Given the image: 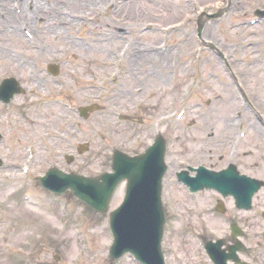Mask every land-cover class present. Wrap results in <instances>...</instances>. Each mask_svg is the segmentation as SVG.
I'll return each instance as SVG.
<instances>
[{
  "label": "rangeland",
  "instance_id": "374dc122",
  "mask_svg": "<svg viewBox=\"0 0 264 264\" xmlns=\"http://www.w3.org/2000/svg\"><path fill=\"white\" fill-rule=\"evenodd\" d=\"M145 1H147L146 3L149 2V0ZM0 2L2 3V0ZM23 2L21 0V5H23L20 13L23 11L25 15L23 13L15 15L11 18L10 23L17 26L23 23L21 27L28 30L32 28L33 21L27 20L26 13H32L33 9H31L32 4L30 5L29 1L23 0ZM40 2L38 9H40V12L46 18L55 17L51 9V6L55 5L54 9H58L57 11L67 10L66 13L70 15L65 17L72 20L70 23L63 24L62 28L64 30L59 34L49 35L43 32L41 37L45 48L44 51L47 50L49 53L45 52L39 58L38 52L41 49L39 47L35 49L34 43L32 41L28 43L23 37L24 35L20 39L16 37L17 33L14 31L9 33V38L6 39L5 30L3 33H0V52L13 50L17 53V58L11 59L12 63H10V59L0 61V72H4L3 74L6 77L12 76L17 79L21 83L22 88H25L27 92L22 95L30 93L31 95L28 94V96L36 104L35 107L30 108L29 101L27 103L24 102L21 107L25 108V110L20 115L16 106L22 98L21 95L20 98L17 96V102H13L11 105L17 111L16 115L11 112L6 113L7 110H2V112L0 110V252L4 255L9 254L10 257L8 261L2 260V258L3 263L138 264L128 258V255L122 256L119 260L115 261H111L107 255L111 241L107 221L109 219V211L113 210L117 205L116 201H112L108 210L101 214L96 212L94 208L87 207L77 199H74V196L67 197L66 200L71 206L68 216L61 214L57 208H51L48 216H45L44 213H41V210L33 207L37 205L34 203L36 198H33V193L41 192L36 185H26L23 188L26 193L30 194L33 201H26L25 204H22L20 202H23V199L18 197L22 190L14 188L13 182L10 180L11 178L9 179L8 177L11 174L14 178L18 176L21 179L23 178V180L31 179L30 177H36L46 167L55 164L86 176H99L103 170L108 169L106 159L109 158L111 149L118 148L126 153H132L133 150L137 152L135 145L131 148L132 143L135 141L138 144L145 145V139L149 140L151 135L156 134V128L152 126L154 123L151 121L152 117L156 115L161 118L169 111L168 107L173 109L170 115L175 119H180L184 113L177 117L175 115L177 110H188V107L192 108L194 105L201 103L196 109H201L203 105L202 110L206 111V114L204 117H197L198 120H202L201 124H199L204 128L207 127L206 133L201 130L200 132L197 130L193 132L192 139L200 138V144L197 147L191 142L192 139L188 140L183 137L174 140L172 151L166 155L171 169L181 159L189 158L193 161L196 158V154L206 156L215 169L223 167L227 161L228 142L232 135L230 131L232 129L230 128L237 125L238 121H246L250 132L244 139L243 148L239 150L237 163L241 164L246 171L259 175L264 180V136L258 134V129L263 128L258 125L254 118H249L252 113L242 104L241 98L234 96L231 91L233 90L231 81L223 72V69L220 68L218 59L216 58L217 61L215 60L216 56L214 54L206 55L207 51L205 50L198 54V46H195V39L193 37L197 27L194 23L195 21L185 26V28L191 30L192 35L189 37L190 40L183 36V29L180 32L173 33L169 38L170 43L167 41V45L163 44V48L166 49L165 52L160 50L161 41L163 40L160 37L161 29L146 30L141 33L142 26L145 25V22H149V18H151L150 24L152 26H156L158 23L162 29L168 25H177L185 19V16L189 17V14L193 10V4H196L200 17L202 15L205 16L202 22L201 38L211 41L215 46L229 52L235 50V43L240 42L241 39L247 41L248 34L253 32L249 29V31L242 30L241 27L231 28L228 31L226 26L231 25L232 21H238L234 24L238 25L240 24L239 21L250 18L254 7L261 4L260 2L264 3V0H239V2L236 1L234 3L231 9L224 10H218L220 0H201V2L200 0H153L156 3L154 6L155 12L159 14L157 16L159 19L156 18L157 20L152 19V15L148 10L149 8L145 9V3L144 6L136 9L137 7L134 5L135 0L131 3L133 7L130 6L132 8V10L130 9L131 19L125 13L121 14L120 11L117 12L118 10L116 13L104 10V6L102 7V5L105 0H101L98 2L99 4L91 8L83 5V0H77V2L76 0H40ZM172 3H176L177 10L170 8L173 5ZM162 5L165 7V14H162ZM1 9L3 8L1 7ZM148 11L150 14L147 13ZM219 11L222 12L213 16L215 12L219 13ZM51 12L52 15H49ZM2 16L3 12L0 11V22H5L7 15L4 13V17ZM56 17L59 18L57 15ZM214 17L218 19L217 23L212 21ZM76 24L82 28L81 37H76L77 32L74 31ZM206 26L209 30H207ZM121 30L123 32H120ZM258 33L259 37L256 39L259 41V44L256 49L261 45L260 43H264V32L261 29L258 30ZM106 39L108 41H105ZM54 41H57V43ZM85 42L97 45L102 44L105 48V58L103 59L101 51L93 57L90 56L92 53L95 54V48L88 47ZM48 44L51 46H48ZM67 45L71 46L69 47L70 51L67 53L69 62L64 65L60 62L62 53L66 54ZM81 46L83 50L80 48ZM48 47L50 48L48 49ZM84 50L86 53H90L89 56L80 55V53H84ZM119 51L124 52L126 60L120 57L122 55ZM257 53H246L245 63L235 64V68L243 73L245 71L249 73V76H245L247 97L254 99V101L257 99L258 108L264 115V62L252 64L247 62L253 59V56L257 55ZM161 54L163 55L161 56ZM130 56H137L142 63L139 64L133 61ZM151 56H155L161 60H168L167 68L163 71L160 79L151 76L153 73L147 66V62H149ZM191 57V60H193L192 67L190 66ZM119 60L125 62L122 67L124 71L120 72L119 76L122 77V96L113 97L109 92L105 93L104 96L106 98L109 96V99H111L110 104L115 109H123L124 113L128 112L130 116L129 120H124V123L119 124V126H116L113 120L114 126L104 123L101 127V123H103L102 115L98 111L99 108L94 109L92 112H89L84 127L78 131L76 141H74V143L76 142L81 145L84 150L81 152L75 149L72 150L70 148L71 144L69 145V142L62 136L63 132H69V138H72L71 135L74 134L72 132L74 127L70 125V122L60 118L63 113L68 114L67 109L63 108L61 104L60 106L52 105L49 107L46 104H51L52 101H48L47 99L61 95L69 98L75 105L95 102L100 104L94 100L99 88L98 80L104 75H109L111 68H115L116 66L115 62ZM119 63L121 64L122 62ZM49 64H57L62 75H59L57 78L47 74L44 67ZM173 64L176 65L174 66V71L171 72ZM211 70L220 72L219 77L215 76L216 78H212L210 82H204L199 87L190 85L189 77H192L191 75L196 77L199 72L206 73ZM66 72H68L67 76H65ZM70 75L76 78V84L83 85L85 83L87 86L78 91L77 86H74L71 82ZM119 77L117 75L118 79ZM144 77L147 79H144ZM168 77H170L169 86L158 84L159 82L166 83ZM59 79L60 81L65 79V82H68L63 92H57V81ZM148 79H150V83ZM111 80L108 79L109 82ZM137 87L142 89L137 95L133 96L137 100L138 105L142 103L139 114L136 113V108H132L135 105L130 100V94L133 95V91ZM33 89H36V91ZM44 90L47 91L45 92ZM103 103L106 104L105 102ZM149 103L152 105H149ZM143 110L145 114H143ZM188 114L189 112L186 111L183 118L185 119ZM136 116H141L143 120L148 118L151 120L146 122L132 118ZM130 122L132 123L131 125ZM97 123V131L96 129L93 130L96 133L91 141L92 137L87 134V128H95V124ZM159 126L162 128L161 133L165 135L166 129L164 126L166 124L160 123ZM226 129H229L227 133L225 132ZM103 133L109 134V136L107 135V140H102L101 136ZM124 133V138L120 141L111 137V135L121 136ZM28 144L37 152V159H39L35 161L37 172H34L30 177L27 174L22 176V174L17 173L21 171V165L24 161ZM95 146H101V148L94 153ZM48 150H51V152ZM68 150L74 156L78 154L79 162L76 166V162L68 164L64 160L63 153ZM92 153H94L95 157L98 155L97 159L99 161L97 162L99 165L94 162ZM18 183L20 181L16 182V184ZM175 191L181 194L178 188L173 190V192ZM8 192H10V197H6ZM260 193L262 194L263 191ZM181 203H185L184 197ZM226 207L228 208V205L224 202V208ZM259 209L260 207L257 209L256 205H252V211L246 212L244 218L246 217L249 220L250 215L257 214V211H260ZM204 212L205 215H203ZM197 213L203 217L201 226H204L205 229L208 227L209 221H214L215 223L218 221V226L213 230L216 236H222L221 230L224 229L223 219H217L216 215L213 216L207 213L205 207L198 210ZM234 213L237 214L233 210L227 212V214H223V216L231 217V214ZM186 219L183 217L181 222L178 225L176 224L177 226L175 225V230L171 233L170 237L174 241L179 238H186L187 243L188 230L184 224ZM247 226L248 233L245 232L240 238L241 241L244 238L245 249L250 250L249 252L246 251L245 258L247 260L261 259L264 262V243H261L259 238L256 239L257 243H254L250 238V235H253L251 225L247 224ZM263 226L264 223H259L257 226L258 230L260 231ZM79 229L84 230L89 235L88 239L90 238L91 241L90 250L83 243L82 237L78 232L80 231ZM202 232L204 235H209L203 228ZM92 235L93 237H91ZM88 239L86 237V243H88ZM166 255L168 264L173 263L174 252L171 258L172 261L168 252ZM199 261L202 263V260L199 259Z\"/></svg>",
  "mask_w": 264,
  "mask_h": 264
},
{
  "label": "bare ground",
  "instance_id": "6f19581e",
  "mask_svg": "<svg viewBox=\"0 0 264 264\" xmlns=\"http://www.w3.org/2000/svg\"><path fill=\"white\" fill-rule=\"evenodd\" d=\"M27 1H29L30 5L32 4V7H33L32 13H28V12L26 13L27 20L33 21L32 28H34V30H35V31H30L31 37H29L28 39H31L30 41H32L34 43V45H36L37 47H39L41 49V51L38 52L40 55L39 58H41L45 52L49 53V51H47V50L44 51L45 48L43 46L42 37H40L39 33L36 32L37 24L41 23V26H42L45 33H47L49 35H55V34H59L60 32H63V30H64V28H62L63 24L70 23V21H72V20L68 17H65V16H60L59 18H57L55 13H54L55 17L53 18L54 22H52V23H56V26L53 27L52 23L50 21L51 19L46 18V16H44L43 13L40 12V9H38L39 8L38 6H40V3H41L40 0H27ZM61 1H65V0H61ZM100 1L101 0H83L82 4L87 6L88 8H91V7L95 6L96 4H99L98 2H100ZM5 2L8 3V0H6ZM67 2H69V1H67ZM76 2H77V0H76ZM132 2H133V0H105V2H103L102 7L104 6L103 7L104 10H107V11L110 10L111 13H116V11L118 10L117 12L120 11L121 14L125 13V14H127V17L129 19H131L130 18V12H131L130 9L132 10V8H130V6H131ZM200 2H201V0H200ZM23 4H24V2H23ZM155 4L156 3L153 1L151 3L145 2V5H146L145 9L147 10L149 8L148 10L150 11V13L152 15V19L157 20L156 18H158L157 16H159V14H156V12H155V9H154ZM172 4L173 5L170 6V8L177 10L176 9V3H172ZM134 5L137 7L136 9H139L140 7L144 6V1L135 0ZM131 7H133V5ZM182 7H184V6H182ZM21 8H22V6H21ZM47 9H49V8L47 7ZM162 9H163L162 14H165L164 13L165 7L163 5H162ZM6 10L8 12H10L11 15L13 14V11L10 7V4L7 5ZM63 11L67 12V10H63ZM21 13H23V11ZM23 14L25 15V13H23ZM27 20H26V22H28ZM42 20H44V21L39 22ZM137 20H135V21H137ZM200 20H202V18ZM0 24L2 26L6 27L5 28L6 29L5 32H6V36H7L6 39L9 38V33L14 32L15 30H17L16 31V33H17L16 37H18L20 39L22 38L23 34H21L19 32L21 29V26L12 27L8 24H3L1 22H0ZM74 28H76V27H74ZM76 29H79V28H76ZM80 32H81V30H80ZM120 32H123V31L121 30ZM146 35H149V34H146ZM150 35H152V34H150ZM37 41H38V43H37ZM54 42L57 43V41H54ZM110 45H111V43H110ZM48 46H51V45L48 44ZM82 46L80 48L83 50ZM92 46H93V48H95V54L92 53L90 56L93 57L94 55H97L98 52L101 51L103 54V59H104L106 54H105V51H104L105 48L103 47V45L102 44L97 45V44L93 43ZM49 48L50 47H48V49ZM51 48H53V47H51ZM84 53L82 52V53H80V55L81 56H85V55L89 56V54H90V53L89 54L86 53L85 50H84ZM130 58L139 64L142 63L140 61V58H138L137 56H130ZM215 60L217 61L216 58H215ZM130 62H132V61L130 60ZM147 63H148L147 66L150 68L151 72L153 73L151 76L158 77L160 79V76L163 74V71L167 68L168 60L167 59L161 60L160 58H156L155 56L154 57L151 56L149 59V62H147ZM122 67H123V65H122ZM173 71H174V69L172 68L171 72H173ZM120 72H121L120 69L116 70L118 77L120 76ZM149 74H150V72H149ZM105 76H107V75H104V77ZM109 77L111 79H114L113 75H111V74L108 75V78ZM169 78L170 77L167 78L166 83L159 82L158 84L163 85V86H165V85L169 86L170 85ZM41 79H43V77H41ZM144 79H147V78L144 77ZM148 81L150 83V79H148ZM244 83H246V82L244 80L240 79V84L238 83L239 87L245 88L246 86ZM85 85L87 86V84H85ZM118 85L119 86L122 85L121 79H120V82L118 83ZM33 88H35V86H33ZM33 90L36 91V89H33ZM105 100H106V97H105ZM229 102H230V100H229ZM149 105H152V104L149 103ZM141 106H142V103L140 105L135 106V108L137 109V112H138L137 114H139V110H141V108H140ZM132 108H134V107H132ZM185 113H184V115H185ZM193 113L196 116L200 115L199 111L197 109L193 110ZM143 114H145L144 110H143ZM183 116L180 118L181 120H184ZM132 118L136 119V120L146 121V122L151 120V119L149 120V118L146 120H143V118L141 116H136V117H132ZM186 118L188 120L187 123H190L191 119H190L189 114H188V116H186ZM162 120H164V119H162V118L156 119V117L153 116V121H154L155 125L158 124ZM123 123H124V121H123ZM196 123H198V122H196ZM131 124L132 123L130 122V125ZM114 125H115V123L111 119L110 126H114ZM116 126H119V125H116ZM199 126L200 125H198L197 129H196L198 132L201 129V128H199ZM82 127H84V123L81 122L79 125V128H82ZM96 128H97L96 124H95V128H90V129L87 128V134H89V136L92 137L91 141H92L93 137H95V133L97 131ZM228 128H230V127H228ZM94 129H96L95 132L93 131ZM156 129H157V133L159 132L158 134L161 136V132L158 129V127H156ZM230 129H232V130H230L232 132L230 139H232L235 135L236 128H235V126H231ZM204 130L206 133L207 127ZM228 131H229V129H226L225 132L227 133ZM249 132H250V129H248V131L243 135L239 145L237 146L235 156H234V160L236 159V155L238 153V150L243 148L242 144L244 142L245 137L249 134ZM192 134H193V132L191 133L190 139L192 137ZM258 134L261 136H264V131H262L261 129H258ZM107 135L108 134L103 133L101 136L102 140H105V139L107 140L108 136H109V135L108 136ZM124 135H125V133L122 134L121 136L111 135V137L117 141H120L124 138ZM198 135H199V133H198ZM188 137L189 136L187 133V135L185 136V139H187ZM199 139L200 138L198 137V139H194V141H191L195 147H197L200 144ZM148 142H149L150 146L145 145V147H143V149L141 147V144L132 143L131 148H133V146L135 144L137 146L136 149L138 150V154H136L137 152L135 153V151H134V153L131 154V157L128 156L127 154L126 155L123 153L119 154L123 158V160L117 161V163H118L117 166H116L117 163L116 164L112 163L110 165L109 174L117 172V170H119V172L122 173V175L117 177V179L115 181L110 179V175L107 176L105 182L102 180H99V179L96 181L90 180L88 177L85 179H80V177H78L77 179L71 177L68 180H64L65 189L70 188L69 183H74V185L76 187L75 194H80L83 197V199H90L92 202L96 203L95 205L97 206V208H99L102 211H106V210H108V206H111L112 201H116V204H118L119 200L123 196H125L127 198L133 197L135 199L142 198V192L138 191V186L144 187L145 188L144 192L146 193V195L148 197L147 200L149 203L150 215L155 218V220L146 223L145 226L146 227L155 226L154 233L158 237V239H159L158 241L162 242V248L165 249L164 254H165L166 264H168V260L166 257V253H167L166 251H168L172 256H173V252H174V263L175 264H192L193 262H196V259H199V258H201L203 261H205L204 264H207L206 261H210L212 264H242V262L244 261L243 254H242L244 251V248H242V245H244V244L241 240H239V239L236 240L238 237H236L235 235L238 234V229H242V228L246 229L247 227H244L243 225H241L236 218H234L233 220H231V219L224 220L223 221L224 229L221 230V232H225V234H222L221 237H218V236H216V233L214 232L213 229H215L218 226L219 222L216 221V223H215L214 221H209V225L205 229L204 226L203 227L201 226L203 217L197 212L201 206H204L206 211H208L212 208V205L216 207L215 209L218 212L220 211V205L216 204V202L214 201L216 196L214 195V196L210 197L208 195L213 190L224 192L223 195L225 197H229V198H231V200H234L235 206L240 208V210H239L240 219H241V215L246 212V208H248L250 205H252V204L256 205L257 209L260 207V209H259L260 211H257V214L252 215V216L250 215L252 218V221H251V231H253L252 238L255 239V242L254 241L253 242L256 243V236H258L259 238L261 236H263L261 230H264V226L260 230L261 232H259V230L257 228L259 223H264V219L262 220V217L264 216V187L261 186L260 184H258V182L255 179L257 177L254 175V173L251 174L250 172L246 171L243 167L241 168V170H239L234 165V163L231 162L229 165V167H230L229 169H225L224 173L217 171L216 172L217 175H216V173L214 172L213 165L209 161V159L206 156H199L198 154H196V158L192 161L195 164L194 168H193V165L190 163H184V165L187 167L188 171H185L182 167H178V166L175 167V172L177 174V177L170 187H167L166 183L151 187V186H149V184L153 185L155 183V180H156L155 176H153L151 174V171L154 169L153 166L159 164L160 170L159 169L155 170V175H159V174H161L160 172L165 169V165L163 164L164 155L156 147L157 143L159 144L161 142V138L157 137V140L154 143L155 144L154 146L153 145L151 146V140L150 139L145 140V144H148ZM99 148H101V146H99V147L95 146L94 153ZM228 149H229V146H228ZM199 152H201V151H199ZM94 153H93V156H94ZM222 155H224V154H222ZM97 156L96 157L94 156L93 160H94V162H96L97 165H99L97 162V161H99L97 159ZM202 157H204L205 159ZM198 165H201V166L197 167ZM204 168H206V170L208 172L206 175H204L201 171H199V170H203ZM224 168H226V165L224 166ZM45 171L48 174L49 182L53 183L55 180H57L58 184L61 182L59 180L61 177L60 172H58L55 168H46ZM107 173L108 172L106 171V174L103 176V178L106 177ZM71 175H73V174H71ZM62 176H65V175H62ZM169 176H171V175H169ZM118 180H122V182H121V185L115 189L114 185ZM98 183L100 184L101 187H103L104 185H108L106 195L102 196L99 193H94L93 190L89 189L90 187L85 186L88 184L92 185V184H98ZM137 183H139L138 186H137ZM83 184H85V185H83ZM179 187H181L183 189V194L176 193V191L173 192L174 189H177ZM258 187L260 188V190L258 189ZM257 190H258V192H257ZM228 191H230L234 194L226 193ZM262 191H263V193L261 194L260 192H262ZM184 195H186L185 203H181ZM10 196H11L10 192H8L6 197H10ZM176 196L178 199L176 198ZM220 198H222V197H220ZM224 200H228V199L225 198ZM107 201H111V202L108 203ZM22 204H25V202H23ZM179 205H182L185 209H190L192 211H183L182 212L180 210L179 213L177 214V217H175L174 216V208L179 209ZM31 206H33V205H31ZM33 207L41 210V213L42 214L44 213L45 216H48V213L50 212V210H49L50 206L48 207L47 204L44 203L43 201H41L39 206H33ZM168 207H169V210H168ZM72 208H74V206H72ZM185 209H183V210H185ZM215 209L213 212L217 215L218 213ZM251 209H252V206H251ZM251 209H250V211H252ZM169 211L171 212L170 214H171L172 219H173L171 223L168 219ZM73 213H74V210H73ZM130 214L140 215V214H142V212H141L140 208H134L132 210L123 209L121 215L118 216V219L122 222H128ZM203 215H205V212L203 213ZM183 217L187 218L184 224L187 227L189 237L191 239L197 241L198 243H200L202 246L204 254H202L201 257L199 255H197L198 249L192 240L187 239V243H186V238H179V239H176V241H174L172 238H170L171 233L174 231L173 229L171 230V227L173 225H176L177 222H181V219ZM218 219H221V218H218ZM249 223H250V221H249ZM202 228L205 232L209 233V235H204V233L202 232ZM111 229L113 231H117V226L115 225V223L111 224ZM226 230L233 232L232 235H228V233H226ZM124 231H127L131 234V233L135 232L136 230H131V229L125 227ZM84 233L86 234V237L88 239L89 235L85 231H84ZM197 234H200V236H198ZM117 236L120 237L121 234H117ZM234 236H235V238H234ZM91 237H93V235ZM221 239H223V240H221ZM119 242H122V241H119ZM263 242H264V238H263ZM123 243H128V241L124 240ZM90 244H91V241L89 238L87 245H90ZM227 244L230 246V250H228V248L226 247ZM90 249H91V246H90L89 250ZM183 250H185V251L182 252ZM178 251H180V252H178ZM229 251L232 252V257L230 260H228L227 255L223 254V252L229 253ZM246 251L249 252L250 250L247 249ZM131 255H132V257H128L131 260H133V259L141 260V258L137 255L136 251H132ZM176 255H178V256H176ZM108 257L111 261H114V259H115V257L114 258H111V256H108ZM2 258H4L7 261L10 259L9 254L4 255V254H2V252H0V264H6V263L2 262V260H1ZM171 258L172 257H170V260H171ZM27 259H28V257H27Z\"/></svg>",
  "mask_w": 264,
  "mask_h": 264
}]
</instances>
